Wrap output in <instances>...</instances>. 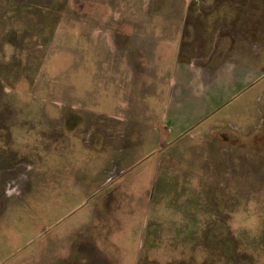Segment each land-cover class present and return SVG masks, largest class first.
<instances>
[{
  "label": "rangeland",
  "instance_id": "obj_1",
  "mask_svg": "<svg viewBox=\"0 0 264 264\" xmlns=\"http://www.w3.org/2000/svg\"><path fill=\"white\" fill-rule=\"evenodd\" d=\"M237 8H253L259 24L251 30L236 18L242 27L225 48L232 34L225 20ZM105 38L115 53L125 42L142 64L129 59L117 116L62 100L65 122L78 125L64 131L77 155L54 160L55 145L42 137L44 116L57 115L47 109L61 88L53 76L78 57L77 41ZM223 51L264 72V0H0V264H264L262 100L236 97L240 85L225 74L200 87V103L182 98L179 83L164 107L176 114L168 137L136 146L154 122L153 104L167 99L166 79L187 80L177 58L190 53L212 64ZM145 72L154 74L157 97L140 90ZM76 79L66 73L68 91ZM215 109L224 112L221 123L185 131L194 123L188 111L199 120ZM117 122L127 126L125 146L110 140L102 152L90 127L113 136Z\"/></svg>",
  "mask_w": 264,
  "mask_h": 264
},
{
  "label": "crops",
  "instance_id": "obj_2",
  "mask_svg": "<svg viewBox=\"0 0 264 264\" xmlns=\"http://www.w3.org/2000/svg\"><path fill=\"white\" fill-rule=\"evenodd\" d=\"M229 1L237 2L239 0H229ZM247 1H250V0H247ZM248 7L250 8L251 5L249 4ZM227 12L231 13L232 9L227 10ZM233 12L235 14H232V16H228L229 20L224 19L225 22L229 24V32L232 33L230 36L231 38L229 39L227 38L228 35L226 33L227 37L224 41L225 48L227 47L226 43L232 40V35H234V33L239 31L238 29H241L242 27V25L241 27L239 25L240 28L237 27L235 23L237 22V19L241 22H246V28H249L251 30L252 28H255L256 25L259 24L257 21L258 12L255 15V11L253 8L245 12L237 8V9H234ZM221 21H222V18H221ZM218 29H224L228 31L227 28L221 24L218 25ZM124 32L125 33L128 32V34H130L131 30H127ZM130 40H132L133 43L137 45L138 42L136 41V38L134 36L130 37ZM191 40H193V38ZM224 42L218 45V47L223 46ZM75 45H76L75 48H77V53L79 54L78 57L75 59L71 58L69 59L70 61H64L65 63L63 64L65 65V68L60 69L61 72L58 75L56 73L55 76H53L55 77L54 80H56L57 82L59 81L61 83V88L59 90V93L56 95V97H54L58 101H60V104L56 103L57 100L55 101L53 99L52 103L54 105L53 106L50 105V108H47V109L55 112V114L57 115H54V116L48 115L47 117L44 116L45 117L44 122L47 124L46 127L48 129L46 128L47 132H42V137L46 139L47 141L46 145L48 147L55 145V154H53L54 160H67L68 156L72 157V156L77 155V153L74 152L75 150L74 145L70 143L71 140L67 136L64 135V131L67 132V130H71V133L73 134V131H72L73 128H75V126L78 127V125L75 124L71 126L67 122H65L63 113H65V110L67 109L64 106H61L62 100L63 101L66 100L67 102L70 101L72 105L69 106L68 108H72L74 110L80 109L83 111L85 110L91 113L107 115L110 117L117 116L116 114H118L122 108L123 92L124 90L128 91L129 89V87L126 85V82L129 78V76L127 75V68L130 62L129 59L133 60L131 61L134 63V65H136V63H139V65L142 64V62L140 64L136 56H134L136 58L131 57L130 55L131 53L128 51L125 42H122L123 46L118 45V49L116 53L112 51L115 48L114 42H112L109 38L107 39L105 38L102 44L92 41L91 39H82L81 42L77 41ZM82 45H84L85 48H82L81 47ZM201 48L206 49L207 47L202 46ZM214 48H217V46ZM80 52H83L84 54H81ZM198 53L199 52H197L196 54ZM212 53L213 52L211 50L210 54ZM224 53H225L224 51L221 52L220 54L217 53V56L219 59H217V61L213 62L212 64H210L211 62L207 63L205 60L201 61L198 57L190 55V53H187L184 56V59L179 58V57L177 58V60L181 62V66H182L181 71L183 72L184 76H187V80L185 81V80H182L181 77L175 78L173 76H169L166 79V82L168 85V92L166 94L167 99L166 101H163L162 103L158 101V103L153 104L156 106V108L155 110L153 109V112L149 111V115L150 116L152 114L156 115V117L154 118V122L152 124H149L150 127L149 129H147V131H145L142 134V138L139 141L136 140L137 141L136 146L142 147L143 144H141V142L143 140L158 144L162 141L163 138L168 137V135L170 134L169 132H171V129H172L170 127L171 125H169L170 123L168 121L169 120L168 118H173L175 117L176 114H174V112L170 113L169 109L165 111L164 107L168 103L169 100L173 101L175 99L174 90H175V86L179 83H181V85H184V87L183 86L181 87V90L179 92V95H181L182 98H185V99L197 98L198 102L200 103L201 100H203V98L201 99L203 93L200 87L203 88L209 85L215 86L218 81H221L222 79H224L222 74H225V76L228 78H236L238 85H240L239 89L241 93L236 97L240 99L244 98L246 101L251 100V99H254V100L259 99L264 102V72H259V70L256 69L252 65V62H250L251 61L250 59L242 57L241 55L238 56L239 52L237 51H235L233 56L225 55ZM247 61H249L248 64H250V66L246 64ZM67 65L69 66L68 68L66 67ZM40 66L38 64L36 68L33 67L32 71L37 70L36 72L37 74L38 71L40 70ZM66 73L71 74V79H72V76H75L77 78L74 84L72 81V84L75 87V93L72 92V89H69L68 91V89L65 87ZM30 74L32 73L30 72ZM63 74L65 75L64 80L62 77ZM87 78H90L92 82V84L89 86H86L85 80ZM153 78H154V74H152V72H148V74L145 72L140 75L139 82H138V84L140 85L141 91H142V87H145L146 89H151V91L148 93L149 97L158 96L157 87L154 85L155 81L153 80ZM28 81L30 82V80ZM172 86L174 88L173 90H171L170 88ZM163 88H165V83L163 85ZM220 95H219V104H220ZM109 104H110L109 106L110 109L108 110L100 109L101 106L109 105ZM198 109H200V106H198ZM41 111L43 113L44 112L49 113L48 111H46L45 107H42ZM195 112L196 111L193 112V110L191 112L188 111V114H190V120L194 123L193 124L191 123V125L187 129H185V131L192 128L195 125L203 124L206 126L207 121H211L210 119H212L214 122L218 121L219 123L223 121L222 114L224 112H222L220 109L206 116L204 119L200 118L199 120H197V118L199 117V114L197 116L196 114H194ZM169 113L171 114V116H169ZM261 118L264 120L262 116ZM119 119L120 118H118V122L123 121ZM118 122L113 127H110L111 124L103 125L105 129L110 127L113 130L114 129L118 130L117 133L113 132V134H111L113 136H109L110 132L106 133L107 135L104 132L96 133V131H94L95 130L94 123H92V127H90L91 128L90 132L91 133L94 132L96 134V137L99 138V141H98L99 144L102 143L103 145L102 152L105 150V145L107 146L106 149L111 148L110 140L112 142L114 140L115 143L121 144L119 145L118 150L122 149L120 147L125 146L127 135L126 133H124V131L125 129H127V126L124 123L120 125ZM133 124L135 128L137 126H140V127L142 126V124L136 125L135 122ZM146 125L147 124H144V128H147ZM161 125H163L162 127L164 128H161ZM12 127H14V125H12ZM159 127H160L159 133H156L154 129H157ZM183 130L177 132V134L180 132H183ZM67 133L70 135L69 132ZM121 133H124V134H121ZM107 136H109L110 139L107 142H105V138H107ZM135 137H136V134L132 135L133 139H135ZM135 143L136 142H134V146H135ZM63 146H66V149L69 153H67V151L63 149ZM135 151L136 150H134V153ZM136 156L137 155H135V157ZM142 158L144 157L141 155L138 160H142ZM77 159H80V157ZM38 160H40V158Z\"/></svg>",
  "mask_w": 264,
  "mask_h": 264
}]
</instances>
